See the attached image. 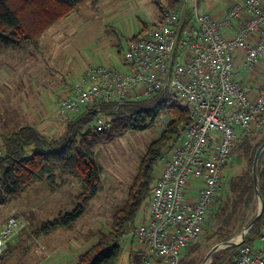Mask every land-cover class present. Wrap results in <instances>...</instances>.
Returning a JSON list of instances; mask_svg holds the SVG:
<instances>
[{
	"label": "built area",
	"instance_id": "2783aa9c",
	"mask_svg": "<svg viewBox=\"0 0 264 264\" xmlns=\"http://www.w3.org/2000/svg\"><path fill=\"white\" fill-rule=\"evenodd\" d=\"M239 60L246 70L264 61V0H244L220 15L202 11L198 0H180L128 41L119 65L87 64L59 95L61 116L92 107L99 131L112 123L101 115L107 102L162 94L189 109L190 122L155 165L147 212L123 232L142 264L182 263L204 233L241 136L264 127V84L253 95L239 78ZM25 226L16 215L0 225V257ZM234 264H264V221L253 243L239 245Z\"/></svg>",
	"mask_w": 264,
	"mask_h": 264
},
{
	"label": "rangeland",
	"instance_id": "374dc122",
	"mask_svg": "<svg viewBox=\"0 0 264 264\" xmlns=\"http://www.w3.org/2000/svg\"><path fill=\"white\" fill-rule=\"evenodd\" d=\"M179 1L174 0L171 8H175ZM161 2L162 0H101L103 5L95 7L88 1L41 35L40 46L29 44L23 48L4 50L0 62L9 58L11 64L9 81H4V85L0 77V121L4 130L5 125L9 131H13L16 125L26 123L37 127L46 137L58 138L63 135L69 121L59 113L57 84L51 82V77L57 79V82L65 77L66 80L71 79L69 82L73 84L81 76V65L84 68L90 63L119 65L128 41L159 19L161 10L158 4ZM69 75L71 76L68 77ZM162 99L164 97L153 96L147 100L153 103ZM170 103L188 108L177 101L170 100ZM117 109L116 102H107L101 107V115L108 120L113 119ZM98 116L100 113L96 111L95 119ZM55 119L60 120L57 123H61V127H58ZM172 119L170 115H162L148 129L129 131L111 144L99 145L95 149V160L103 167L102 188L90 202L84 215L72 227H59L49 235L38 233L43 222L53 220L76 206V195L80 188L73 178L35 183L20 198L1 206L0 223L9 216L16 215L25 221L26 226L0 257V264H35L40 254L35 244L40 243L63 245L59 252L48 249L37 264L74 263L72 256L79 258L81 254L91 250L103 236L110 234L113 215L125 203L129 188L139 172L142 157L149 146L160 138ZM183 124L184 122L181 125ZM248 139L252 147L261 143L264 140V127L251 133ZM0 146L4 147V144ZM248 169L249 158L242 148L236 150L223 170V187L211 216L204 225V233L197 243L191 245L185 263L194 261L195 264H203L213 248L225 242L236 241L245 227L257 217V198L248 207L240 204L229 225L225 224V216L220 215V208L226 204H229V212L233 211L235 196L229 190L230 182ZM55 184L62 187L56 189ZM147 208L148 201L140 210L138 219L143 217ZM134 225L135 223L132 226ZM260 228L261 223L257 230L251 229L246 234L242 243H253ZM119 242L123 253L118 264H142L139 259L130 255L132 241L129 237L125 238L122 233ZM19 244L23 245L22 248H19ZM257 245H261L260 241ZM238 247L231 251L221 249L215 252L207 264H228L232 256L235 259Z\"/></svg>",
	"mask_w": 264,
	"mask_h": 264
},
{
	"label": "trees",
	"instance_id": "16d2710c",
	"mask_svg": "<svg viewBox=\"0 0 264 264\" xmlns=\"http://www.w3.org/2000/svg\"><path fill=\"white\" fill-rule=\"evenodd\" d=\"M86 1L95 3L98 0H0V49H18L29 44L37 46L40 36L50 26ZM163 97L164 99L153 103L147 99L127 101L121 105L117 103L118 109L111 126L102 131L95 127L96 110L90 107L91 110L84 109L75 114V118L67 124L65 133L59 138L46 137L29 125H24L5 136L6 154L0 157V207L20 198L35 183L43 180L54 181L55 173L59 171L74 177L80 183L76 206L53 220L43 222L38 233L49 234L62 226L72 227L84 215L90 202L102 188L103 167L95 160V149L99 145L111 144L129 131L146 130L153 126L160 116L170 115L172 121L142 157L139 172L129 188L128 197L113 215L112 231L103 236L91 250L81 254L77 263L118 264L122 254L120 237L126 227L133 224L149 199L154 168L162 150L190 122L188 108L170 103L171 99L167 95H159V98ZM257 131L259 129L254 128L244 133L237 148H242L249 158V169L230 182L229 190L235 196L233 211L229 212V204L220 208V215L225 216L226 225L232 223L240 204L248 207L257 198L253 161L264 140L252 147L248 139L251 133ZM258 176L260 194L264 200V152L260 158ZM263 221L264 209L260 220L251 231L257 230ZM233 248L226 249L231 251ZM185 257L181 264H195L194 261L185 263ZM234 262L232 256L228 264Z\"/></svg>",
	"mask_w": 264,
	"mask_h": 264
},
{
	"label": "crops",
	"instance_id": "0c3cea01",
	"mask_svg": "<svg viewBox=\"0 0 264 264\" xmlns=\"http://www.w3.org/2000/svg\"><path fill=\"white\" fill-rule=\"evenodd\" d=\"M243 1L244 0H198V3H199V7H200V9L202 11H205V12L210 13L212 15H220L223 11H225L226 9H228L233 4L242 3ZM86 2H88V1H86ZM89 2H91V4H94L95 7L100 6V5H103L102 3H100L101 0H98L95 3L92 2V1H89ZM173 2H174V0H162V2L158 4L159 7L163 8V9L161 10V8H160L161 14H160L159 19L156 22H158L162 18V12L164 10L171 9V7L173 5ZM65 17H67V16H65ZM65 17H63V18H65ZM63 18H61L59 21H61ZM59 21H57L55 24H57ZM55 24H53L52 26H54ZM52 26H50L48 29H50ZM142 31L143 30H141V32H139V34L142 33ZM45 32L42 35H44ZM228 33H230V30L228 31ZM139 34H137V35H139ZM137 35H135V36H137ZM40 38L38 40V46H40ZM4 50H9V49H0V56L1 57H2L3 52H5ZM237 54H238V56L243 57L245 55V51L244 50H240V51H238ZM3 58H5V56H3ZM8 59L9 58L3 59L2 62H0V77H1V82H3V84H4V81L5 82L6 81H9V76H10V73H11L10 72L11 71V64H10V61ZM29 66L32 67L31 65H29ZM33 67H34V65H33ZM238 67H239V78H240V80L247 87H249L250 90L252 91L253 95H255L256 92L258 91V89L261 87V85L264 84V61H262L261 63H259L258 65H256L251 70H246L245 67H244V65H243V62L241 60H239V66ZM83 69H85V68H84L83 65H81V70L82 71H81L80 75H82V73L84 71ZM70 76L71 75H69L68 77H70ZM2 78H4V79L2 80ZM51 78L53 79V80H51V82L53 84H57V89H56V91H57V98L56 99H58L60 93L64 89H67V87L70 84H72L71 82H69L71 79H67L66 80V78L64 77L59 82H57V79H55L54 77H51ZM55 105H56V101H55ZM65 118H68V120H66L68 122V121H72L75 117L73 115V116L65 117ZM55 121H56V119H55ZM57 121L60 122V120H57ZM57 121L55 123H57ZM21 124H18V126L16 125L15 130H13V131L10 130L9 131V129H7V126L6 125H5L6 130H4V128L2 126V122L0 121V144H4V137L5 136H8V135L12 134L13 132L17 131L20 127H22L24 125H29V124H26V123H21ZM57 124H58V127H61V123H57ZM29 126L33 127L32 125H29ZM66 126H67V123H66ZM34 128L37 129V127H35V126H34ZM62 178H65L64 180H68L69 178H73L74 180H76L74 177H72V176H70L68 174H62L59 171H57L55 173V179L56 180H58V179L62 180ZM77 183H78L79 188H80V183L78 181H77ZM61 187H62V185L57 186L55 184V188L56 189H59ZM138 218L139 217L137 215L136 220L133 222V224L134 223H138L143 217H141L140 219H138ZM4 221L2 223H0V225H2L4 223ZM133 224H130V225H133ZM56 230H58V228ZM56 230H54V231H56ZM54 231H52V232H54ZM52 232H50V233H52ZM49 234L39 233V235H49ZM130 240L132 241L131 242V245H132L131 250H132V252L130 253L131 257H133L134 259H139L142 262V259L140 258L141 255H140V253L137 252V250L135 248V243L133 242V239L130 238ZM62 245H63L62 243H57V244H52V245H48L47 243L35 244V248L37 247L40 250V254H39L38 259H37L38 262L36 261L35 264L40 263V258H43L45 252L48 251V249H51L52 252H56V251L59 252L61 250V246ZM65 245H66V243H65ZM18 246H19V248H22L23 245L22 244H19ZM66 247H68V244L66 245ZM64 249H67L68 250L69 248H65L64 247ZM122 253H123V248H122ZM50 254H51V252L48 255H50ZM67 255H70V254L68 253ZM46 257H47V255L45 256V258ZM72 258L74 260V263L73 262H70V264H77L78 263V259H79L78 256H76V257H73L72 256ZM118 263H119V261H118Z\"/></svg>",
	"mask_w": 264,
	"mask_h": 264
},
{
	"label": "water",
	"instance_id": "95a60500",
	"mask_svg": "<svg viewBox=\"0 0 264 264\" xmlns=\"http://www.w3.org/2000/svg\"><path fill=\"white\" fill-rule=\"evenodd\" d=\"M264 152V141L262 144L259 146V148L256 151L254 161H253V177H254V184H255V189L257 193V198L259 200V211L257 217L247 226L245 229L240 233L236 241H230V242H225L222 243L215 248H213L207 255L206 260L204 261L203 264H207L208 259L217 251L221 249H226L230 247H237L239 246L245 239L246 234L251 230V228L257 223V221L261 218V215L263 213L264 209V200L260 194V189H259V176H258V167H259V162L262 153Z\"/></svg>",
	"mask_w": 264,
	"mask_h": 264
}]
</instances>
